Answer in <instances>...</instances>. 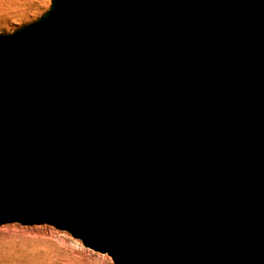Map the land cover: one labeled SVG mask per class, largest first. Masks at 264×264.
<instances>
[{
	"label": "water",
	"instance_id": "obj_1",
	"mask_svg": "<svg viewBox=\"0 0 264 264\" xmlns=\"http://www.w3.org/2000/svg\"><path fill=\"white\" fill-rule=\"evenodd\" d=\"M49 3L0 32V226L264 264V0Z\"/></svg>",
	"mask_w": 264,
	"mask_h": 264
},
{
	"label": "rangeland",
	"instance_id": "obj_2",
	"mask_svg": "<svg viewBox=\"0 0 264 264\" xmlns=\"http://www.w3.org/2000/svg\"><path fill=\"white\" fill-rule=\"evenodd\" d=\"M49 0H0V32L39 17ZM0 264H114L106 253L85 248L79 240L49 225L0 226Z\"/></svg>",
	"mask_w": 264,
	"mask_h": 264
}]
</instances>
